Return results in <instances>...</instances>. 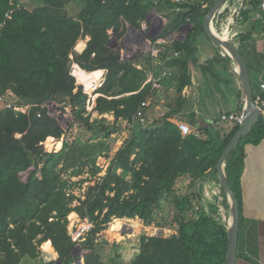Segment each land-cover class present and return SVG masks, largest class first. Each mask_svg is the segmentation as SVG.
Listing matches in <instances>:
<instances>
[{"label":"trees","instance_id":"trees-1","mask_svg":"<svg viewBox=\"0 0 264 264\" xmlns=\"http://www.w3.org/2000/svg\"><path fill=\"white\" fill-rule=\"evenodd\" d=\"M18 1L0 0V97L9 92L19 106L34 109L17 114L0 107V264H43L39 251L43 241L62 264H73L75 244L67 230V216L72 212L92 224L82 245L89 251L83 256L84 264H103L95 251L96 236L114 219H138L142 225H150L170 197L174 233L142 235L138 253L129 264H225L224 217L229 211L215 164L238 123L221 121L227 127L216 124L207 129L193 123L197 134L183 137L168 115L149 119L145 109L144 123L134 121L106 173L87 187L83 200L66 196L72 183L64 178L79 176L85 169L94 177L100 172L96 156L108 147L98 141L120 133L122 122L133 121L150 93L149 85L141 87L153 62L173 69L177 93L189 84V63L196 62L195 45L204 36L202 20L213 0H77L74 17L66 10L71 0H31L32 8L18 5ZM152 10L166 19L159 37L185 26L184 39L164 46L156 59L141 53L121 62L117 50L110 48L111 37L122 34L125 24L137 29ZM85 37V48L75 53V46L78 50L84 46L79 41ZM71 63L75 64L70 73ZM73 67L81 72L74 73ZM101 70L105 71L104 81L87 112V95L75 81L78 83V77V84L90 91L102 77ZM47 102L63 104L72 117L56 153H45L40 147L47 137L62 135L59 121L42 107ZM92 112L111 115L113 120L91 119ZM74 128L83 138H73ZM263 138L257 117L225 161V175L239 205L244 145L257 144ZM206 178L214 179L218 187L216 194L211 190L210 202L203 199L205 187L199 183ZM179 183H183L180 190L184 193L178 196ZM196 197L199 207L194 209ZM74 199L77 205L72 206ZM98 245L105 253L119 249L118 243L106 240Z\"/></svg>","mask_w":264,"mask_h":264},{"label":"crops","instance_id":"crops-1","mask_svg":"<svg viewBox=\"0 0 264 264\" xmlns=\"http://www.w3.org/2000/svg\"><path fill=\"white\" fill-rule=\"evenodd\" d=\"M216 15L218 16L214 17L212 26L216 33L229 39L240 52L248 71L253 97H255L260 93V85L264 83V0H228ZM85 39L86 41H79L83 42L84 46L81 50L76 49L78 53L85 48L88 37ZM175 39L183 40L184 38H174L169 40L168 44ZM195 47L196 62L189 63L188 70L190 82L181 93L176 92L177 82L174 79L173 69L153 62L155 64H152L151 70L154 77L158 79V87L152 88L149 83H145L146 78L141 88L149 85L150 93L146 98L148 106L144 111L149 119L168 115L176 125L183 123L192 130H194L193 123H197L202 129L216 124L227 127L221 122V116L232 113L240 115L243 107L242 90L235 66L205 36L197 38ZM73 64L75 63L71 66ZM164 69L170 73L162 77L161 73ZM101 71L104 77L105 71ZM91 115L94 118L103 117L109 121L113 119L111 115L98 116L94 112ZM124 126L122 122L121 134L118 136V140L121 138L122 141H118L119 146L116 147V151L121 148L131 131L126 130ZM244 152L243 170L239 180L240 224L235 264H264V138L257 144H245ZM199 183L205 187L202 192L207 188L214 189L212 194L218 193V187L216 185L217 189L214 187L216 183L214 179L206 178ZM206 192L208 197H211L212 194L207 190ZM130 220L133 219H119L117 222ZM136 220L140 223L138 219ZM119 235L121 239L128 236L123 232ZM106 237V234L102 232L100 241L96 242L95 246V251L101 258L104 252L100 250L98 243L103 240L109 244L112 243ZM116 242L120 248L122 243ZM136 252L138 253V248ZM83 256L79 261L77 260V264H84ZM119 258L111 257L113 263L119 261Z\"/></svg>","mask_w":264,"mask_h":264},{"label":"rangeland","instance_id":"rangeland-1","mask_svg":"<svg viewBox=\"0 0 264 264\" xmlns=\"http://www.w3.org/2000/svg\"><path fill=\"white\" fill-rule=\"evenodd\" d=\"M18 3H19L18 5H21L23 3L24 6L30 7V8H32L34 6L33 5L34 3L31 0H21V1H18ZM78 8H79L78 7V1L77 0H71V1H69L68 7L66 8V10L70 16L74 17L78 11ZM156 15L160 16L159 14H156ZM156 15H154L149 20V23L150 24L152 23L154 25L155 31H158L160 29L162 23L159 22V20L156 18ZM163 21H165L164 25H166V19H164ZM129 28H131V27H129ZM164 28H165V26H164ZM187 30H188V28L187 29L181 28L179 30L180 35L185 37ZM126 35H128V38H129V41L127 43H128V45H131V43L133 42L132 40H134V35L132 33H128V29L125 28L124 32L122 34L118 35L116 37V39L112 42L110 48L113 51L118 50V45L119 44L121 45L122 40H123L124 36H126ZM146 35H147V33L144 36H146ZM183 37H181V38H183ZM85 38H83L81 40L86 41ZM74 51H75V53H78L76 48L74 49ZM140 55H143V54H139L138 56H140ZM71 60H72V56H70V61ZM73 69H74V73L81 72V71L77 70L75 67H73ZM71 70H72V66H70V73H71ZM77 80H78V83L81 84L78 77H77ZM75 83H76V85H79L76 81H75ZM2 98H3V101L2 100L0 101V107L4 106L3 104L6 101L8 103L12 102V103H15L16 105H18L16 103L17 100L15 99V97H13V95H11L9 92L7 93V97L3 96ZM4 100H5V102H4ZM57 105L61 108L63 107V104H57ZM63 110L65 113H67L66 110L68 111L69 108L65 107ZM51 111H53V109ZM90 115H91V113H90ZM71 119H72V117H71ZM91 119H95L93 117V115H91ZM120 134L121 133L113 134L108 138H101L100 141H98L99 143H104L103 145L105 146V148L108 147V149L106 148V150L103 149L104 152L99 153L98 155L95 154V155H97L96 156V162H98L99 164H101L105 168V170H104V168L102 170V171H104L101 173L102 176H104V174L106 173V171H107V169L111 163V159L113 158L114 154L118 151V150L116 151V147L119 146L117 143H118V141H122L121 138H120V140H118L119 139L118 136ZM129 135H130V133L128 134V137H129ZM72 136H73V138H79V139H80V137L83 138V135L81 134V132L75 128L73 129ZM96 141L97 140H92V143H96ZM49 142H51V140H48L47 143H49ZM104 146H103V148H104ZM21 177L23 180H25L27 177V174L24 173L21 175ZM64 178H67L69 180V182L72 183L70 185V187L67 188L68 190L66 192L67 193L70 192L71 193L70 195H75L76 197H80L81 199L83 198L84 194L87 192V187L93 185L94 182L97 180V176H95V177L90 176V174H88V172H86V169L79 176L68 177L65 175ZM182 187H183V183H179L176 186V191H177L176 194H178V196L181 193H184V191L180 190ZM214 187L216 188L215 185H214ZM206 190L211 193L210 189L206 188ZM206 190L204 192H202L203 199H205L206 201H208V200L210 201V197H208ZM194 191H196V189H194ZM172 202H173L172 197H170L169 200H167L166 202H163L161 204V209L159 211H157V213L155 215V221L153 223H151L150 225H147V226L142 225L136 219L130 220L129 222H117L118 220H116V222H115L114 220H112L109 223V225L106 227V229L102 232H104L106 234V236H107L106 238L109 239L110 242L117 243L116 241H120L122 243V246H121L122 248L120 247L118 250H116V251L114 250L111 253L110 252H107V253L104 252L102 255V259H104L103 260L104 264H121V263L122 264H128L130 262V260L133 258V256L137 253L136 251H137V248L139 246V240H140V237L142 235L151 236V235L158 234L159 232H161L162 235H165V236L173 234L174 230H175V225H174V222L172 220L173 215H174V208H173ZM71 205L75 206V205H77V203L75 205H73V204H71ZM193 207H194V209H197L199 207V202H198L197 197L193 201ZM72 214L75 215L76 213L73 212ZM78 217H79V215H78ZM71 218L77 219V217H71ZM79 218L82 219L81 217H79ZM224 218L226 219V222L229 219V217H227V216ZM67 229H68V226H67ZM118 231H119V233H118ZM120 232H123L125 234L127 233L128 236H124V239H121L119 237ZM83 243L76 244V245H78V248L74 247V249H73L72 257L76 261L77 260L79 261L83 255L89 253V251L83 250V248H82ZM39 251L41 253L40 257H41L43 264L50 263L52 261L57 264L58 255L52 254V252H51L49 246L47 245L46 241H43L40 244ZM114 255H117L118 257H120L119 258L120 262L119 261H114V263L112 262L111 257H114Z\"/></svg>","mask_w":264,"mask_h":264},{"label":"built area","instance_id":"built-area-1","mask_svg":"<svg viewBox=\"0 0 264 264\" xmlns=\"http://www.w3.org/2000/svg\"><path fill=\"white\" fill-rule=\"evenodd\" d=\"M172 2H179L182 0H171ZM176 11H178V8L175 9ZM6 17L9 18V15L6 14ZM125 28L128 29V33H132L134 35V40H132L133 42L131 43V45H128V35L124 36L121 45H118V55H119V60L121 62H128L131 61L134 57H136L137 55L144 53V54H148L152 59H155L158 57L159 53L161 52V50L164 49V46L168 44V41L170 38L174 39V38H181L183 36L180 35L179 30L177 32L171 33L170 35L166 36V37H157L155 40L151 39V34L154 31V25L151 23H149L148 21H141L139 23V27L137 29L134 28H129L128 24L124 25ZM147 33L146 36H144ZM111 34V32H110ZM111 40H115L114 37H111ZM75 52V51H74ZM222 55L225 56V54L222 53ZM153 65L155 63H152ZM137 68H139L137 66ZM169 71H166L165 69L162 71L161 75L162 77L168 76L169 75ZM104 77L102 76L99 80V82L91 87L90 91H86L83 85L82 86V91L84 94L87 95V100H86V105H85V109L87 112H91L92 107L94 105V100L96 98V96H98L99 94L96 93L97 89L101 87L104 79ZM145 83H149L152 88H156L158 87V79L156 77H154L153 71L151 70L149 72V75L147 77V81ZM3 101V98L0 97V101ZM148 99L144 100L143 102H141V104L139 105L137 111L135 112V114L133 115L132 122H124V127L126 128V130H131L133 127V123L134 121L139 122V123H144V118H143V114H144V110L146 109V107L148 106ZM5 102V100H4ZM253 103L254 106L257 108L258 111V118L260 119L262 126H263V131H264V83H262L260 85V93L258 95H256L255 97H253ZM5 108L7 109H12V111L14 113L17 114H27L28 112L32 111L34 109V107H29V106H18L15 103H8L7 101L3 104ZM43 108H48V110L50 112H53L56 117H52L50 116V118L52 119H57L59 121V127L60 130L62 132V135L60 138L56 139L53 137H47L46 138V142H42L40 143V147L41 150L45 153H56L59 150L58 148V143L63 142V137L66 133V131L69 129V127L72 124V119H71V114L70 111L66 110L67 113L64 112V108L59 107L58 105H52L50 102L45 103L43 106ZM53 109V111H51ZM37 117H40V114L37 113ZM221 121L223 122H233V123H239L240 121V115L236 114V113H232V114H228V115H222L221 116ZM65 127V128H64ZM177 127L179 128V131L181 133V135L183 137L192 135V134H197L196 130H192L191 128H189L187 125L183 124V123H178ZM48 140H51V142L47 143ZM44 148H43V147ZM105 162V161H104ZM95 166L97 168H99L100 172L96 175L97 176V180H99L102 177V171L103 170V166L101 164H99L98 162H95ZM105 170V168H104ZM68 189L65 190L66 196H69L71 193H67ZM74 197H76L75 195H73ZM80 198V197H76ZM74 199L72 204L75 205L77 203V200ZM81 199V198H80ZM84 199V196L82 198V200ZM73 213V212H72ZM72 213H70L67 216V221H68V235L71 239V241L76 245V244H81L83 242H85L87 235L89 233V231L92 229V224L88 221L87 218H82L80 219L78 217V214H75V217H77V219H73L72 217ZM117 220V219H114ZM119 220V219H118ZM97 240L95 242H99L101 237V234L96 236ZM88 251V250H87Z\"/></svg>","mask_w":264,"mask_h":264},{"label":"water","instance_id":"water-1","mask_svg":"<svg viewBox=\"0 0 264 264\" xmlns=\"http://www.w3.org/2000/svg\"><path fill=\"white\" fill-rule=\"evenodd\" d=\"M227 1L228 0H213L206 15L203 17L202 30L204 32V36L206 37V39L212 45L219 48L222 51V53L225 54V56L232 61V63L235 66V72L240 80V85L242 90L243 107L240 113V121L238 123V129L230 139L229 143L223 149L222 153L220 154L215 164V171H216V176L218 178L219 186L221 187V189L225 194L229 208V219L227 221V226H226L227 247H226L225 264H235L236 248H237V240H238L239 224H240L239 203L237 201L234 192L231 190V187L225 175L224 164L228 155L237 146L239 141L250 131L251 127L253 126V124L255 123L258 117V111L253 103V92L249 81L248 71L240 52L229 39L216 33L212 26V21L214 17ZM154 15H156V11L152 10L147 16L146 21L149 22V20ZM156 18L163 25L161 24V27L158 31H155L154 28V31L150 36L151 39L153 40H155L160 35V33L162 32L165 26L163 21L164 18L162 16L156 15ZM181 28H187V27L183 26ZM113 32L114 29L111 30V34ZM169 40L171 41L172 38H170ZM112 42L113 40H111L110 46ZM50 116L52 117V113H50ZM74 247L78 248V245ZM72 254H73V250L71 251V255ZM76 262L77 261L73 262V264H77ZM57 264H62V263L60 260H58Z\"/></svg>","mask_w":264,"mask_h":264},{"label":"bare ground","instance_id":"bare-ground-1","mask_svg":"<svg viewBox=\"0 0 264 264\" xmlns=\"http://www.w3.org/2000/svg\"><path fill=\"white\" fill-rule=\"evenodd\" d=\"M52 114H53V117H56V115L52 112ZM65 128V127H64Z\"/></svg>","mask_w":264,"mask_h":264}]
</instances>
